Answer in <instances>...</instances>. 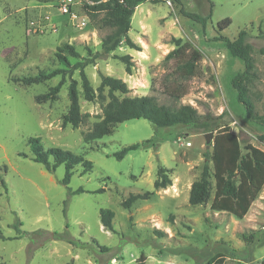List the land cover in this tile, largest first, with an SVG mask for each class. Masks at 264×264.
<instances>
[{"label":"rangeland","instance_id":"rangeland-1","mask_svg":"<svg viewBox=\"0 0 264 264\" xmlns=\"http://www.w3.org/2000/svg\"><path fill=\"white\" fill-rule=\"evenodd\" d=\"M84 1L0 0V176L5 182L3 186L0 179V226L6 237L0 239V264H136L141 254L143 264H205L217 252L224 254V264H264V185L241 219L211 210L212 195L205 203H189L191 183L205 164L214 185L212 139L207 143L205 132L185 124L155 127L138 118L116 123L111 133L85 141V134L102 118L107 98L87 101L79 88L80 110L86 116L72 127L63 124L69 73L52 101L37 102V97L61 75L32 84L20 80L40 70L67 69L56 54L68 43L80 54L78 59L63 52L71 65L91 59L85 72L95 89L101 74L120 78L129 88L128 96H153L170 109L190 104L202 121L229 123L242 147L251 143L264 150L259 138L264 137V123L247 117L231 85L244 64L215 39H234L246 30L255 71L250 94L256 114L263 115L264 0L139 3L128 31L138 48L122 41L107 54L101 44L109 29L95 26ZM181 9L208 16L204 27ZM225 18L230 24L220 30ZM176 38L201 51L199 74L182 77L175 60L167 58ZM125 54L131 55L130 73L119 59ZM72 77L79 80L77 70ZM30 137H39L45 149L61 147L80 154L93 167L83 172L75 165L64 185V164L48 171L33 161ZM146 139L155 144L131 150L122 159L113 155ZM160 167L167 170L171 185L156 190L153 182ZM78 188L83 191L70 194ZM146 191L152 192L150 198L136 200L129 209L121 206L129 193ZM101 208L114 211L112 229L100 222Z\"/></svg>","mask_w":264,"mask_h":264},{"label":"trees","instance_id":"trees-1","mask_svg":"<svg viewBox=\"0 0 264 264\" xmlns=\"http://www.w3.org/2000/svg\"><path fill=\"white\" fill-rule=\"evenodd\" d=\"M150 1L158 2L161 0H85L84 8L90 19L99 29H109L102 38V53L107 54L115 50L122 41L130 48L137 49V45L128 35L131 28V17L139 3ZM179 3V0H174ZM180 12L194 21L203 24L208 16H201L193 12H186L183 9ZM230 24V19L225 18L219 23V29H224ZM247 32L241 29L234 39H229L223 35H217L216 40H222L229 53L242 60L244 64L243 71L235 74L231 79V85L236 89V98L240 102L246 115L250 119H260L264 123V114L258 115L255 112V102L250 94V85L254 71V59L251 52V46L246 42ZM175 48L168 54L167 58H173L176 63V70L182 77H193L200 73V61L202 53L188 42L182 43L180 38L173 39ZM60 51L56 54L58 60L67 67V69H54L49 72L38 71L36 75L25 76L20 79L25 84L37 83L42 80L50 79L56 75H61L60 81L51 86L48 92L37 97V102L42 100H55L62 87L66 73H69L70 81L67 87L69 107L63 115V124H71L77 127L85 118L80 110L79 88L82 96L87 101L98 100L104 102L102 106V118L96 121L92 129L85 136V141H91L101 138L111 133L114 124L143 118L148 120L155 127H168L176 124H185L195 131L213 133L212 137V176L214 185L212 186L207 164L204 165L199 179L191 183L189 189V203L192 205L202 204L209 200L212 195L209 207L211 210L225 212L234 215L238 219L243 218L249 211L253 201L257 198L260 190L264 185V150L251 144L246 143L243 147L237 133L232 131L229 123L218 122L212 123L207 120H200L196 109L190 104H182L177 109H170L164 105H159L153 96H128L129 88L125 81L111 75H100V83L95 89L85 72V67L91 62L87 58L85 61L77 60L71 65L68 57L63 53L66 52L72 57L80 58V54L73 45L65 43ZM264 52V48L262 49ZM97 56V55H95ZM119 59L125 64L128 73L131 71V55L125 54L119 56ZM74 70L78 71L79 80L72 77ZM105 90L107 93L105 94ZM119 92L120 96L115 93ZM264 140L263 136L259 137ZM33 161L41 163L48 171H54L59 165L64 164L65 173L62 183L67 185L72 175V169L75 165L80 164L83 172L92 169V162L80 154L74 153L61 147L44 148L39 137H30L28 139ZM150 139L122 147L113 155L117 159H122L129 151L136 149H146L153 146ZM4 186L5 182L1 178ZM171 185V179L167 170L160 167L157 171V177L153 182L156 190L165 189ZM6 189V186H5ZM82 188L70 191V194L82 192ZM152 192L129 193L121 201V206L129 209L136 200H146L150 198ZM65 212V210H64ZM114 211L110 208H101L99 210L100 222L107 229H112ZM171 217V216H170ZM19 231V228L17 227ZM158 234L161 231L156 230ZM61 239H67L71 244H78L71 237L65 234L55 233ZM0 239H6L0 226ZM80 246H82L80 244ZM145 258L143 254L136 260V264H143ZM225 256L221 252L211 256L205 264H224ZM65 264H72L67 262Z\"/></svg>","mask_w":264,"mask_h":264},{"label":"water","instance_id":"water-1","mask_svg":"<svg viewBox=\"0 0 264 264\" xmlns=\"http://www.w3.org/2000/svg\"><path fill=\"white\" fill-rule=\"evenodd\" d=\"M205 140L207 143H209L213 137V133L211 131L204 133Z\"/></svg>","mask_w":264,"mask_h":264}]
</instances>
